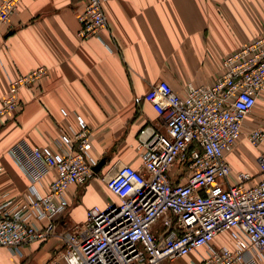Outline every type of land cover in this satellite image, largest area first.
I'll return each instance as SVG.
<instances>
[{
	"label": "built area",
	"instance_id": "2783aa9c",
	"mask_svg": "<svg viewBox=\"0 0 264 264\" xmlns=\"http://www.w3.org/2000/svg\"><path fill=\"white\" fill-rule=\"evenodd\" d=\"M105 1L83 0L79 39L106 44ZM16 10L15 0L0 2V38ZM45 73L37 68L8 78L0 117L17 111L19 91ZM262 90L264 33L224 55L208 85L188 82L183 95L166 81L152 85L134 100L149 103L162 125L140 130L139 167L120 163L103 176L117 202L91 207L84 222L60 231L56 223L68 211L69 187L99 176L93 170L98 162L91 154L92 129L76 116L77 131L61 130L54 147L17 143L10 154L29 186L20 202L0 194V247L21 255L25 246L55 237L62 248L52 264H163L200 249L205 250L200 264H264V153L256 159L255 183L249 173L232 174L225 160ZM245 137L258 148L264 131L255 128ZM231 230L232 247L212 244Z\"/></svg>",
	"mask_w": 264,
	"mask_h": 264
},
{
	"label": "crops",
	"instance_id": "0c3cea01",
	"mask_svg": "<svg viewBox=\"0 0 264 264\" xmlns=\"http://www.w3.org/2000/svg\"><path fill=\"white\" fill-rule=\"evenodd\" d=\"M83 3L17 0L16 13L1 28L0 106L8 78L37 68L46 73L19 91V113L0 119V194L8 193L20 202L29 186L11 148L22 142L54 147L61 130L77 131L76 116L92 129V157L104 160L99 176L85 186L69 187V208L56 223L58 231L66 224L84 222L94 204L104 207L117 202L103 179L111 167L120 163L139 167L140 130L162 124L153 107L145 101L136 103V97L159 81L168 82L180 95L188 82L208 85L224 55L264 33V0H106L105 44L96 38H78L77 16ZM255 128L264 131V90L244 120V134L225 156L232 174L249 173L253 183L258 181L257 156L264 153V141L255 148L246 140L245 134ZM88 196L93 197L92 203L84 217L74 221V204ZM234 236L231 230L216 236L212 244L232 247ZM61 248L55 237L25 246L21 255L0 247V264H52ZM204 252L192 254L201 262ZM184 258L196 264L189 255Z\"/></svg>",
	"mask_w": 264,
	"mask_h": 264
},
{
	"label": "rangeland",
	"instance_id": "374dc122",
	"mask_svg": "<svg viewBox=\"0 0 264 264\" xmlns=\"http://www.w3.org/2000/svg\"><path fill=\"white\" fill-rule=\"evenodd\" d=\"M1 1H3V0H1ZM15 5L17 7V0H15ZM11 17H10V19H11ZM10 19H9V21L6 24L2 25V27H4L5 25H7L10 22ZM21 107H22V101H21ZM21 107L17 111H15V112H13L11 114H17V113H19V111L21 110ZM0 119H1V117H0ZM92 201H93V197H90V196L80 198L79 201H77V204L76 203L74 204L73 212L71 213L72 219L74 221H76L75 220L76 218L84 217L85 210L90 206V204L92 203ZM99 205L100 204H94V206L100 207ZM80 222H82V221H80ZM189 257H191L192 258L191 260L194 261L196 264H200L201 263L200 261H198V259L196 258V256L194 254H192V253L189 254ZM175 261H176L175 264H177V263L190 264L187 261V259H185L184 257L177 258Z\"/></svg>",
	"mask_w": 264,
	"mask_h": 264
},
{
	"label": "water",
	"instance_id": "95a60500",
	"mask_svg": "<svg viewBox=\"0 0 264 264\" xmlns=\"http://www.w3.org/2000/svg\"><path fill=\"white\" fill-rule=\"evenodd\" d=\"M104 165V160H101L97 163V165L93 168L95 173H98L100 171V169L103 167Z\"/></svg>",
	"mask_w": 264,
	"mask_h": 264
}]
</instances>
